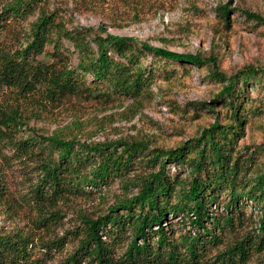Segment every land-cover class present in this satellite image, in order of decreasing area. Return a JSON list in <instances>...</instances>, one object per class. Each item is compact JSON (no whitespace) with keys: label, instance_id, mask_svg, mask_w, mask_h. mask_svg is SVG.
Masks as SVG:
<instances>
[{"label":"trees","instance_id":"1","mask_svg":"<svg viewBox=\"0 0 264 264\" xmlns=\"http://www.w3.org/2000/svg\"><path fill=\"white\" fill-rule=\"evenodd\" d=\"M42 1L0 0V38L8 37L0 40V221L16 225L9 232L0 226V264H48L51 246L43 242L42 226L51 225L50 217L63 216L58 212L60 203L91 194L86 187L98 190L113 179L127 180L126 172L137 165L148 171L138 192L119 198L107 214L83 215L71 232L77 247L62 264L264 261V176L257 174L256 180L245 182L234 155L245 124L237 81L264 76V68L247 66L229 77L215 61L214 76L224 84L213 103L227 104L232 110L230 122L222 125L217 117L192 143L175 149H153L146 141L85 145L59 131L48 136L31 132L24 138L20 133L28 123L29 108L47 114L62 108L70 97L136 96L145 86L143 70L136 68L141 55L183 64L204 62L199 56L147 43L136 46L135 38L105 30L94 36L88 29L70 30L54 12L41 7ZM125 1L154 9L164 4ZM220 12L231 23L230 7L222 6ZM35 14L37 19L25 34L24 25ZM244 15L251 22L264 23L260 14L246 11ZM14 159L30 163L23 162L32 174L28 196L19 195L9 182L8 168ZM170 164L185 166L189 178L172 176ZM245 197L260 208V216L248 214L247 204L239 205ZM221 206L223 212L218 210ZM28 207L33 209L30 220L24 214Z\"/></svg>","mask_w":264,"mask_h":264},{"label":"rangeland","instance_id":"2","mask_svg":"<svg viewBox=\"0 0 264 264\" xmlns=\"http://www.w3.org/2000/svg\"><path fill=\"white\" fill-rule=\"evenodd\" d=\"M162 1L163 7L154 9L125 0H43L41 7L54 12L70 30L88 29L90 36L105 30L135 38L136 46L147 43L173 53L199 56L204 62L183 64L153 54L141 55L136 68L143 70L145 86L136 96L123 93L107 100L70 97L62 108L47 114L29 108L28 123L20 136L27 138L31 132L48 136L59 131L85 145L146 141L153 149H175L192 143L217 117L222 125L230 122L232 110L227 104L213 103L224 84L214 76V62L229 77L247 66L264 68V23L251 22L244 15L250 11L264 16V0ZM222 6L230 7L229 24L220 12ZM36 19L37 14L25 23V34H29ZM0 40H8L7 35ZM236 88L245 124L235 141L234 155L242 167L241 177L247 182L256 180L257 174L264 176V76L240 77ZM23 162L28 163L13 160L8 179L19 195L28 196L32 174L25 170ZM168 172L172 176L179 174L181 179L190 176L185 166L175 164L169 165ZM147 176L145 166L137 165L126 172L127 180L113 179L98 190L86 187L91 194L60 203L58 212L63 216L57 220L50 217L51 225L42 226L43 242L51 246L48 264H62L76 249L77 241L71 232L82 223L83 215L107 214L119 198L135 195ZM225 196L222 192L223 200ZM247 200L245 197L239 205L247 204L248 214L259 215L260 208ZM31 209L28 207L24 213L29 220L33 218ZM218 210L223 212V206ZM0 226L9 232L16 225L0 221Z\"/></svg>","mask_w":264,"mask_h":264}]
</instances>
